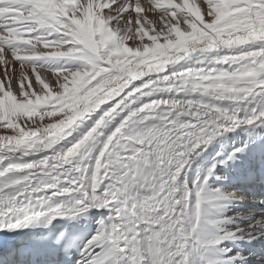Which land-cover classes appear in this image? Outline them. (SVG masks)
<instances>
[{"label":"snow or ice","instance_id":"6c2138e0","mask_svg":"<svg viewBox=\"0 0 264 264\" xmlns=\"http://www.w3.org/2000/svg\"><path fill=\"white\" fill-rule=\"evenodd\" d=\"M0 264H264V0H0Z\"/></svg>","mask_w":264,"mask_h":264}]
</instances>
